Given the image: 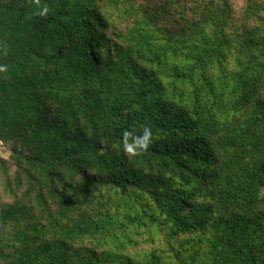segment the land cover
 Returning <instances> with one entry per match:
<instances>
[{
	"label": "trees",
	"instance_id": "1",
	"mask_svg": "<svg viewBox=\"0 0 264 264\" xmlns=\"http://www.w3.org/2000/svg\"><path fill=\"white\" fill-rule=\"evenodd\" d=\"M0 65V264H264V0H0Z\"/></svg>",
	"mask_w": 264,
	"mask_h": 264
},
{
	"label": "clouds",
	"instance_id": "2",
	"mask_svg": "<svg viewBox=\"0 0 264 264\" xmlns=\"http://www.w3.org/2000/svg\"><path fill=\"white\" fill-rule=\"evenodd\" d=\"M49 12L47 4L37 9V14L44 16ZM7 65H0V71H6ZM153 143V132L150 126L145 125L141 133L129 130L123 134V146L125 150L131 154H138L141 151L147 150L150 144Z\"/></svg>",
	"mask_w": 264,
	"mask_h": 264
},
{
	"label": "rangeland",
	"instance_id": "3",
	"mask_svg": "<svg viewBox=\"0 0 264 264\" xmlns=\"http://www.w3.org/2000/svg\"><path fill=\"white\" fill-rule=\"evenodd\" d=\"M0 154H1L2 156L6 157L9 153H8V151H5L4 149H2V148L0 147Z\"/></svg>",
	"mask_w": 264,
	"mask_h": 264
}]
</instances>
